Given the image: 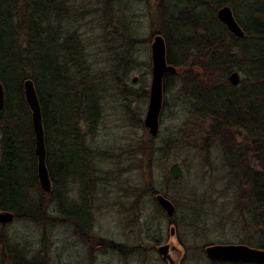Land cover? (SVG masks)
<instances>
[{
  "label": "rangeland",
  "instance_id": "obj_1",
  "mask_svg": "<svg viewBox=\"0 0 264 264\" xmlns=\"http://www.w3.org/2000/svg\"><path fill=\"white\" fill-rule=\"evenodd\" d=\"M52 1L40 33L53 39L32 61L38 76H45L39 89L45 93L51 85L53 96L59 97L55 100L60 102L59 113L72 117L75 112L82 145L75 147L70 130V159L84 158L86 173H91L86 181L92 184L90 192L83 193L82 184L71 177L66 194L69 213L46 200L41 222L18 219L5 224L11 241L29 260L39 256L45 264H169L158 252L164 245L176 248L170 254L177 264H237L211 261L206 248L250 246L251 239L262 241L261 229L244 223L250 211V188L240 187V170L231 167L227 146L218 134L205 142L206 134L197 137L192 132L191 124L201 117L202 107L192 98V86L183 77L185 68L174 66L177 74L170 75L164 87L156 137L144 121L155 37H163L178 62H199L192 55L200 51L199 38L206 36L207 26L216 25L221 8L230 7L244 29L248 11H255L257 1L264 4V0H229L233 6L216 8L211 0ZM22 6L15 21L20 43L26 30ZM255 16L261 17L256 12ZM234 72L245 78L243 72ZM25 73L29 77L33 71L28 68ZM230 75L224 80L229 82ZM84 82L94 86L98 98L100 117L92 130L84 119ZM205 121L207 129L210 121ZM174 163L182 167L178 181L169 176ZM40 191L33 192L35 201L42 199ZM158 195L175 206L173 217L166 215ZM101 240L118 249L101 245Z\"/></svg>",
  "mask_w": 264,
  "mask_h": 264
},
{
  "label": "trees",
  "instance_id": "obj_2",
  "mask_svg": "<svg viewBox=\"0 0 264 264\" xmlns=\"http://www.w3.org/2000/svg\"><path fill=\"white\" fill-rule=\"evenodd\" d=\"M46 1L37 0L33 4L31 0H0V81L5 90L4 107L0 109V211L14 213L15 220L36 222L42 221L46 200L58 203L59 209L68 213L66 194L71 177L82 184L83 193L90 192L89 185L92 184L86 181L91 180V173H86L85 167L88 166L84 158L74 156L70 159V130L75 138V147L82 145L75 112L72 117H64L57 109L60 102L55 100L59 97L53 96L52 86L48 85L45 93L39 89L45 76H38L32 60L37 57V51L44 49V43H51L53 39L50 35L46 40L40 33V26L48 18L46 8H52L55 2ZM211 1L215 8L232 5L229 0ZM19 4L23 5L21 12L25 13L23 19L21 17L26 29L22 43L19 40L21 34L15 28ZM257 5L255 11H248L250 16L246 19L249 24L245 26L244 20L240 22L244 29L237 22L244 37L232 33L216 17V25L211 29L207 26L203 31L206 36L199 38L200 51L192 55L199 62L188 59L178 62L169 49L167 62L180 69L185 68L183 77L192 86V98L202 107L198 112L201 117H196L197 120L191 124L193 134L197 137L206 134L205 142L218 134L221 144L227 146L226 154L232 157L231 167L240 170V187L249 186L250 211L244 223L250 229H261L262 241L254 243L251 239L249 244L252 248L264 250V4L257 1ZM255 12L261 17L255 16ZM193 25L196 27V22ZM162 33L165 36L166 31ZM237 48L239 52L234 53ZM28 68L33 74L26 77ZM54 70L59 73L58 68ZM236 70L245 74L238 86L224 80L226 75ZM85 71L83 68L82 72ZM27 78L34 82L41 107L46 165L52 182L50 194L40 191L32 112L24 97L23 84ZM62 78L59 75L57 79L61 85ZM169 78L170 74H166L164 87L168 85ZM85 80L87 77L82 81ZM84 93V119L92 130L100 117L98 98L92 85H86ZM207 119L210 124L206 129ZM238 137L242 142H238ZM244 158L246 163H243ZM38 190L43 197L35 201L32 194ZM5 226L0 225V264H45L39 256L29 260L20 246L11 241ZM105 243L101 240V245L118 249L112 243Z\"/></svg>",
  "mask_w": 264,
  "mask_h": 264
},
{
  "label": "water",
  "instance_id": "obj_3",
  "mask_svg": "<svg viewBox=\"0 0 264 264\" xmlns=\"http://www.w3.org/2000/svg\"><path fill=\"white\" fill-rule=\"evenodd\" d=\"M218 19L232 33L244 37V33L236 22L230 7H223L218 11ZM166 74L176 75L177 68L169 65L167 62L166 44L162 36H156L152 44V82L150 87V100L145 117L144 125L153 137L159 133L160 117L163 108L164 78ZM135 78L133 83H137ZM241 81L240 74L237 72L229 76V83L238 86ZM24 96L27 105L32 112V121L36 142V151L39 157V184L40 188L46 194L52 191V182L46 165L47 149L45 143V131L42 123L41 107L34 82L30 79L24 81ZM5 91L0 82V109L4 107ZM169 176L174 180L182 177V167L179 163H174L169 168ZM157 200L166 215L173 217L176 208L164 196L158 195ZM15 220V215L10 212L0 211V225L10 224ZM176 250L170 245L160 246L159 254L164 261L169 264H177L172 258L170 251ZM207 257L214 262H227L237 264H264V250L252 248L242 244L212 245L206 248Z\"/></svg>",
  "mask_w": 264,
  "mask_h": 264
},
{
  "label": "flooded vegetation",
  "instance_id": "obj_4",
  "mask_svg": "<svg viewBox=\"0 0 264 264\" xmlns=\"http://www.w3.org/2000/svg\"><path fill=\"white\" fill-rule=\"evenodd\" d=\"M166 50H167V46H166ZM89 155V154H88ZM69 213V212H68ZM89 222V221H88Z\"/></svg>",
  "mask_w": 264,
  "mask_h": 264
}]
</instances>
